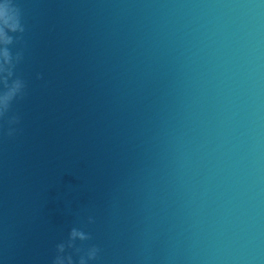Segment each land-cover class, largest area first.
<instances>
[{
  "label": "water",
  "instance_id": "1",
  "mask_svg": "<svg viewBox=\"0 0 264 264\" xmlns=\"http://www.w3.org/2000/svg\"><path fill=\"white\" fill-rule=\"evenodd\" d=\"M132 264H264V0H110Z\"/></svg>",
  "mask_w": 264,
  "mask_h": 264
},
{
  "label": "clouds",
  "instance_id": "2",
  "mask_svg": "<svg viewBox=\"0 0 264 264\" xmlns=\"http://www.w3.org/2000/svg\"><path fill=\"white\" fill-rule=\"evenodd\" d=\"M25 31L23 11L15 0H0V98L7 99V104L0 106V120L8 124V136L14 135V126L20 122L19 116L10 115L13 104L23 99L27 90L25 80L16 74L17 66L24 59L23 50L12 51V46L23 39ZM93 223L94 218L89 216L88 224ZM91 239L90 232L72 227L67 238L56 244L51 264H91L96 261L100 248L96 245L85 247V242Z\"/></svg>",
  "mask_w": 264,
  "mask_h": 264
}]
</instances>
